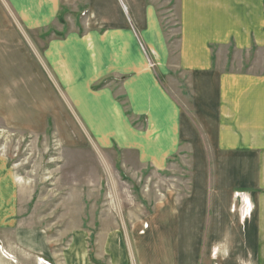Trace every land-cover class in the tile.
<instances>
[{"label": "crops", "instance_id": "1", "mask_svg": "<svg viewBox=\"0 0 264 264\" xmlns=\"http://www.w3.org/2000/svg\"><path fill=\"white\" fill-rule=\"evenodd\" d=\"M80 1L0 0V116L37 135L53 125L62 147L109 149L141 169L185 165L190 185L154 204L131 253L113 235L105 242L114 250L89 251L83 240V255L58 260L38 239L29 255L45 264H264V72L226 66L264 50V0H168L177 5L175 58L154 1ZM68 6L85 12L81 24L61 18ZM13 176L0 156L4 231L31 204Z\"/></svg>", "mask_w": 264, "mask_h": 264}, {"label": "rangeland", "instance_id": "2", "mask_svg": "<svg viewBox=\"0 0 264 264\" xmlns=\"http://www.w3.org/2000/svg\"><path fill=\"white\" fill-rule=\"evenodd\" d=\"M149 1H154L158 7L166 36L174 39L171 42L175 58V51L180 46L177 5H168V0ZM72 2L73 8L77 3L81 5L80 0ZM69 9L68 6L61 18H69V24L72 20L81 24L85 12ZM62 33L55 32L52 36L58 37ZM40 45L37 46L39 49ZM147 56L151 63L152 55L147 53ZM230 60L226 65L228 71L264 72L262 49ZM179 77L183 82L181 74ZM178 84L173 79L170 83L173 93L180 97ZM180 88L186 94L187 89L183 85ZM0 109L5 111L6 104ZM51 127L53 125H49L48 131L41 135L20 132L10 129L5 118L0 116V156L7 159L13 169L15 183L25 201L31 198L30 208L24 206L21 210L25 218L20 226L10 231L0 230V264H32V259H35V264H45L40 261L43 256L38 253L30 256L27 250L38 239L42 243L37 250H47L58 260L72 252L83 255L85 241L89 251L114 250L115 244L105 242L108 236L113 235L121 236L125 250L131 253L132 242H140L146 235L148 228L144 223H148L146 217L154 211V204L160 202L166 192L180 189L179 197H182L183 191H188L189 174L185 165L176 164L168 170L156 172L149 168L141 169L142 166H138L132 156L120 161L118 153L109 149L102 151L94 146L67 149L62 147L60 135ZM118 139L121 140L120 137ZM88 235L90 241L84 238ZM155 245L148 250H157L158 243ZM136 246L144 247V250L145 246L150 247L145 244Z\"/></svg>", "mask_w": 264, "mask_h": 264}, {"label": "built area", "instance_id": "3", "mask_svg": "<svg viewBox=\"0 0 264 264\" xmlns=\"http://www.w3.org/2000/svg\"><path fill=\"white\" fill-rule=\"evenodd\" d=\"M246 213H247V212H246ZM246 213L244 214V217H245Z\"/></svg>", "mask_w": 264, "mask_h": 264}]
</instances>
